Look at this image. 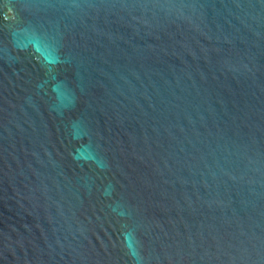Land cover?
<instances>
[{"label": "water", "instance_id": "95a60500", "mask_svg": "<svg viewBox=\"0 0 264 264\" xmlns=\"http://www.w3.org/2000/svg\"><path fill=\"white\" fill-rule=\"evenodd\" d=\"M0 264H264V0H0Z\"/></svg>", "mask_w": 264, "mask_h": 264}]
</instances>
